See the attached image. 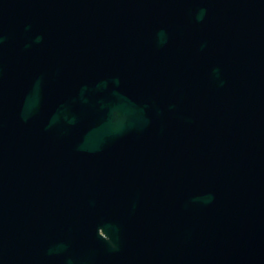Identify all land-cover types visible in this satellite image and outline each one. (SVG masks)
I'll use <instances>...</instances> for the list:
<instances>
[{
  "label": "water",
  "instance_id": "95a60500",
  "mask_svg": "<svg viewBox=\"0 0 264 264\" xmlns=\"http://www.w3.org/2000/svg\"><path fill=\"white\" fill-rule=\"evenodd\" d=\"M184 256L264 264V0H0V264Z\"/></svg>",
  "mask_w": 264,
  "mask_h": 264
},
{
  "label": "bare ground",
  "instance_id": "6f19581e",
  "mask_svg": "<svg viewBox=\"0 0 264 264\" xmlns=\"http://www.w3.org/2000/svg\"><path fill=\"white\" fill-rule=\"evenodd\" d=\"M228 141H229V139L227 138V136H223V135L220 136L219 139L217 140V143L219 144V148L220 149H223V150L230 149V147L228 145ZM169 148L176 149V150L182 151V152H186V154L189 155V152H188L187 148L185 149V147L183 146V144H173ZM163 155H164V153H163ZM182 159H184V158H182ZM179 177H181V175H179ZM162 178H163V180L161 182H159V184L155 185V191H154L155 198L158 201H160V202H163L164 200H168L171 196H173L176 193L174 191V185L175 184H178V179H175L174 180V179L170 178L169 175L168 176H163ZM186 204H187L186 201H181L179 203V205H182L184 207L186 206ZM181 210L183 211L184 208L181 207ZM171 211H172V208H171ZM191 218H192L191 217V212H186L185 213V221H187L188 219L191 220ZM175 257H177V255H175ZM185 261H186L185 256L182 257V259H177V263H179V264H185Z\"/></svg>",
  "mask_w": 264,
  "mask_h": 264
}]
</instances>
